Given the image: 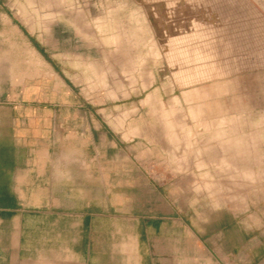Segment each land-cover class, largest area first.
Listing matches in <instances>:
<instances>
[{
    "label": "rangeland",
    "instance_id": "374dc122",
    "mask_svg": "<svg viewBox=\"0 0 264 264\" xmlns=\"http://www.w3.org/2000/svg\"><path fill=\"white\" fill-rule=\"evenodd\" d=\"M19 143L106 154L111 206L167 195L264 264V0H0V154Z\"/></svg>",
    "mask_w": 264,
    "mask_h": 264
},
{
    "label": "crops",
    "instance_id": "0c3cea01",
    "mask_svg": "<svg viewBox=\"0 0 264 264\" xmlns=\"http://www.w3.org/2000/svg\"><path fill=\"white\" fill-rule=\"evenodd\" d=\"M17 145L0 154V264L236 262L219 234L197 230L167 195L160 211L111 206L106 154Z\"/></svg>",
    "mask_w": 264,
    "mask_h": 264
}]
</instances>
